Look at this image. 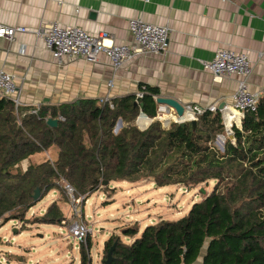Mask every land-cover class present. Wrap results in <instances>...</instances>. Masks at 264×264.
<instances>
[{"label": "trees", "instance_id": "obj_1", "mask_svg": "<svg viewBox=\"0 0 264 264\" xmlns=\"http://www.w3.org/2000/svg\"><path fill=\"white\" fill-rule=\"evenodd\" d=\"M139 89L141 100L137 95L113 100V109L83 100L44 105L38 115L28 113L34 106L17 110L0 97V229L14 221L26 224V215L65 184L87 199L117 182L186 189L214 182L213 191H202V200L179 220H161L140 236L136 225L116 230L134 241L126 244L112 235L102 264L115 244L111 264H264V98L241 129L234 128L235 143L227 139L222 152L216 147L225 136L219 112L198 116L195 128L192 122L165 126L157 119L160 91ZM141 114L154 120L145 130L136 125ZM50 118L59 121L56 128L48 126ZM53 147L59 151L56 162H29ZM65 221L54 203L33 224ZM87 241L80 248L81 264H92L90 237Z\"/></svg>", "mask_w": 264, "mask_h": 264}, {"label": "crops", "instance_id": "obj_2", "mask_svg": "<svg viewBox=\"0 0 264 264\" xmlns=\"http://www.w3.org/2000/svg\"><path fill=\"white\" fill-rule=\"evenodd\" d=\"M131 19L168 27V52L139 56L117 71L104 55L98 64L55 59L38 36L44 26L58 23L104 36L107 46L131 44ZM0 27L27 29L14 41L0 38V69L14 77L24 111L28 106L42 108L83 100L112 102L137 95L140 85L156 88L158 98L173 99L184 107L204 110L215 105L220 109L232 105L237 79L216 78L201 62L212 61L222 49L249 55L253 69L250 89L264 98V0H0ZM158 106V118L172 122L177 117L172 109ZM136 125L140 128L138 120ZM46 153L31 157L29 162L39 165L58 160L59 153L54 161ZM116 230L104 248L114 234L126 244L134 241ZM25 232L14 230L19 237ZM19 248L29 251L25 242ZM20 258L8 256L5 261L27 264L25 256ZM103 258L104 249L92 264H102Z\"/></svg>", "mask_w": 264, "mask_h": 264}, {"label": "rangeland", "instance_id": "obj_3", "mask_svg": "<svg viewBox=\"0 0 264 264\" xmlns=\"http://www.w3.org/2000/svg\"><path fill=\"white\" fill-rule=\"evenodd\" d=\"M226 141L224 136L220 137L216 147L222 151ZM47 152L52 161L56 160L59 153L56 147ZM44 153L39 155L44 157L47 155ZM28 166L29 162H26L22 169L26 170ZM214 186L215 183L210 182L209 185L192 189L176 186L158 188L150 181L117 182L109 189H103L90 198L81 200L79 216H75V207L65 190H53L26 215V224L14 221L0 229V261L6 264L8 256L20 260V257L25 256L27 264H80V248L87 247L88 241L81 245L68 230L69 224L78 220L87 224L92 232L89 235L93 245L91 257L96 263L103 252L104 242L116 228L136 225L143 232L148 225L157 224L161 220H179L190 212L195 203L202 200V191L211 193ZM54 203L63 212L66 225L33 224ZM25 229L22 237L14 233V230ZM117 233L120 234L119 231ZM24 242L29 247L28 252L19 248ZM14 255L17 256L13 257Z\"/></svg>", "mask_w": 264, "mask_h": 264}, {"label": "built area", "instance_id": "obj_4", "mask_svg": "<svg viewBox=\"0 0 264 264\" xmlns=\"http://www.w3.org/2000/svg\"><path fill=\"white\" fill-rule=\"evenodd\" d=\"M148 2V0H144ZM128 29L133 37L131 44L107 46L104 36H94L78 27H63L58 23L44 26L38 36L43 40L45 48L54 56L55 59L85 60L91 64H98L101 56L110 59L114 70H121L139 56L146 55H165L169 48L170 30L166 26L149 24L142 19H131ZM27 33L25 28H6L0 27V38L14 41L18 34ZM204 69L216 78H236L238 82L237 90L233 96L232 105H224L219 109L212 105L207 109L193 106H186L187 113L192 114L196 120L198 116L205 112L220 113L225 127V139L235 143L234 128L241 129L242 121L247 113H255L258 110L261 97L259 93L252 92L249 80L253 74L252 64L249 55L246 53L234 52L229 49L219 50L212 61L201 62ZM110 87L113 84L109 83ZM0 97L11 100L16 109L23 108L24 104L20 100L19 91L15 79L11 74L0 69ZM144 97L143 92L137 94V99ZM101 104H109L113 109L111 100H101ZM40 106L29 114L38 115ZM165 126H169L171 119L159 117ZM62 119V118H61ZM174 122L181 124L178 117L172 118ZM145 121L144 123H142ZM152 120L141 115L138 119L140 129L145 130ZM224 147L222 148V152ZM64 190L71 198L75 207V216H79L78 207L84 197L77 198L74 188L65 184ZM77 208V209H76ZM19 224V223H18ZM69 234L81 245L85 244L89 238L91 230L87 224L75 221L69 224Z\"/></svg>", "mask_w": 264, "mask_h": 264}, {"label": "water", "instance_id": "obj_5", "mask_svg": "<svg viewBox=\"0 0 264 264\" xmlns=\"http://www.w3.org/2000/svg\"><path fill=\"white\" fill-rule=\"evenodd\" d=\"M157 103L162 107H167L169 109H172L175 111L178 119L182 121L181 125H185L188 122H192L194 128L196 127V120L194 119L192 114L187 113L185 107L180 104L179 102L173 100V99H168V98H157ZM138 105V103H136ZM222 108V107H221ZM48 126L52 128H56L59 124V121L57 119H48L47 121ZM107 185V184H105ZM41 196H40V191H36V196H35V201L38 202L40 201ZM117 244H115L111 250L108 253L107 260L105 261V264H111L113 261V253L114 250L116 249ZM202 259V258H201Z\"/></svg>", "mask_w": 264, "mask_h": 264}, {"label": "clouds", "instance_id": "obj_6", "mask_svg": "<svg viewBox=\"0 0 264 264\" xmlns=\"http://www.w3.org/2000/svg\"><path fill=\"white\" fill-rule=\"evenodd\" d=\"M137 103H138V102H137ZM141 115H143V114H141ZM144 116H145V115H144ZM158 119H159V118H158ZM172 122H174V121H172ZM65 222H66V221H65ZM65 222H64V223H65ZM63 225L65 226L66 224H63ZM81 247H82V246H81Z\"/></svg>", "mask_w": 264, "mask_h": 264}]
</instances>
